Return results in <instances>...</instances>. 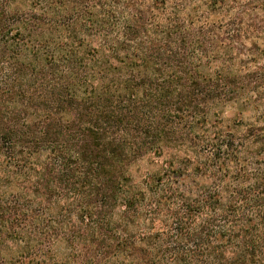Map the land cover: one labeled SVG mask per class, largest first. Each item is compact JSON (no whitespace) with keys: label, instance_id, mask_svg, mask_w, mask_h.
Segmentation results:
<instances>
[{"label":"trees","instance_id":"obj_1","mask_svg":"<svg viewBox=\"0 0 264 264\" xmlns=\"http://www.w3.org/2000/svg\"><path fill=\"white\" fill-rule=\"evenodd\" d=\"M0 264H264V0H0Z\"/></svg>","mask_w":264,"mask_h":264},{"label":"rangeland","instance_id":"obj_2","mask_svg":"<svg viewBox=\"0 0 264 264\" xmlns=\"http://www.w3.org/2000/svg\"><path fill=\"white\" fill-rule=\"evenodd\" d=\"M152 157V156H151ZM154 161H159L158 159H154ZM152 167V166H150ZM148 168L147 160L140 161L136 164V166L133 167L131 173L137 177L140 173L144 174Z\"/></svg>","mask_w":264,"mask_h":264}]
</instances>
